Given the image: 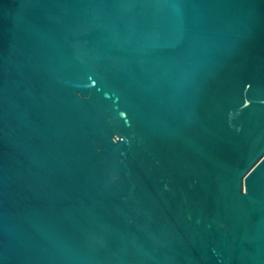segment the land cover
Masks as SVG:
<instances>
[{"label":"water","instance_id":"obj_1","mask_svg":"<svg viewBox=\"0 0 264 264\" xmlns=\"http://www.w3.org/2000/svg\"><path fill=\"white\" fill-rule=\"evenodd\" d=\"M0 264H264V0H0Z\"/></svg>","mask_w":264,"mask_h":264}]
</instances>
